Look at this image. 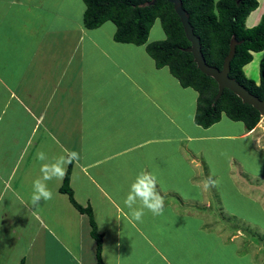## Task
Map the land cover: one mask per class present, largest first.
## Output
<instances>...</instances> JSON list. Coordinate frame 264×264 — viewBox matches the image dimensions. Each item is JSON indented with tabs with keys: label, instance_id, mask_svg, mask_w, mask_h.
Wrapping results in <instances>:
<instances>
[{
	"label": "crops",
	"instance_id": "obj_1",
	"mask_svg": "<svg viewBox=\"0 0 264 264\" xmlns=\"http://www.w3.org/2000/svg\"><path fill=\"white\" fill-rule=\"evenodd\" d=\"M82 1L58 27V0H18V27L0 26V45L21 53L0 58V264L97 263L88 215L60 191L70 164L47 181L51 200L30 203L42 164L73 151L70 185L93 210L105 264H264V116L252 131L226 114L198 125L199 93L147 51L165 31L116 42L111 21L86 28ZM258 2L248 28L264 16ZM15 58L20 71L5 74ZM263 58L244 67L257 83ZM141 172L157 177L164 210L137 222L123 201Z\"/></svg>",
	"mask_w": 264,
	"mask_h": 264
},
{
	"label": "trees",
	"instance_id": "obj_2",
	"mask_svg": "<svg viewBox=\"0 0 264 264\" xmlns=\"http://www.w3.org/2000/svg\"><path fill=\"white\" fill-rule=\"evenodd\" d=\"M86 12L84 25L96 29L107 21L113 22L117 31L116 42L145 45L152 27L160 19L167 39L151 43L147 51L156 61L158 68L168 67L185 88L199 93L195 121L209 128L226 114L233 121L245 124L247 131L258 126L263 116L254 107L245 104L230 90L215 101L219 87L215 79L200 72L192 53L181 18L175 5L168 0H84ZM188 13L195 34L200 37L202 52L208 65L222 69L230 52L232 39L237 41L236 54L231 61L230 77L249 92L264 100V58L260 63V82L248 78L244 67L253 61V53L264 51V16L253 27L246 26L247 16L259 7L258 0H181ZM71 165L60 191L67 194L72 204L89 217L91 235L96 241V264H105L102 256L103 237L99 232L92 208L83 207L74 198L70 185ZM24 264V262H21Z\"/></svg>",
	"mask_w": 264,
	"mask_h": 264
},
{
	"label": "clouds",
	"instance_id": "obj_3",
	"mask_svg": "<svg viewBox=\"0 0 264 264\" xmlns=\"http://www.w3.org/2000/svg\"><path fill=\"white\" fill-rule=\"evenodd\" d=\"M36 159L45 161L47 155L40 151L37 153ZM78 159L79 154L73 151L61 155L54 163L42 164L40 169L42 177L33 181V191L30 198L33 207H39L42 200L48 201L53 198V192L48 188L47 181L62 179L66 172V166ZM123 203L130 210L131 219L137 222H142L145 210L150 211L154 216L162 215L164 200L157 191V177L148 172L138 174Z\"/></svg>",
	"mask_w": 264,
	"mask_h": 264
},
{
	"label": "water",
	"instance_id": "obj_4",
	"mask_svg": "<svg viewBox=\"0 0 264 264\" xmlns=\"http://www.w3.org/2000/svg\"><path fill=\"white\" fill-rule=\"evenodd\" d=\"M168 1L175 5V11L181 18L186 37L191 43V46L187 48V51L192 53L194 61L197 64V67L199 68L200 72L204 73L209 77H212L218 84L219 91L215 101H218L222 97L224 91L227 89L236 94L239 98H241L245 104H248L257 109L261 113V115L264 116V100H260L257 96L252 95L249 90H247L244 86L238 83L235 79L230 77L229 71H231V61L233 60L236 54V47L238 44L236 39H232L230 52L225 58L221 70L208 65L202 52L200 37L195 34L194 28L190 22L189 15L183 9L181 0ZM155 2L156 0H153L151 4H154Z\"/></svg>",
	"mask_w": 264,
	"mask_h": 264
},
{
	"label": "rangeland",
	"instance_id": "obj_5",
	"mask_svg": "<svg viewBox=\"0 0 264 264\" xmlns=\"http://www.w3.org/2000/svg\"><path fill=\"white\" fill-rule=\"evenodd\" d=\"M16 1H18V0H1L0 1V8L2 9V11H8V9H12V10H10L9 12L10 13H7V14H4V15H2V12L0 11V26L1 25H3L4 24V26L1 28V32H2V34H4L3 32H8V28H6V25L8 24V22H12V21H14V25H15V27H18L17 25H16V22H18V23H20L21 22V16H23V10H22V8L20 7V6H18L17 4H16ZM20 1V0H19ZM61 1L62 0H58V2H57V6H60V8L61 9H64V11H63V18H62V20H60L59 22H58V27H61V26H66V25H68L69 23L67 22V18L69 17V15H68V12H71L69 9H67L68 8V6L70 5H73V4H80L81 3V5H82V3H84L82 0L80 1V0H65V2H64V0L62 1V3H61ZM67 1V2H66ZM70 1H72V2H70ZM77 1H79L78 3H77ZM70 2V3H69ZM54 4L56 3V0H55V2H53ZM16 4V5H15ZM83 7H85V4L83 5ZM26 16V15H25ZM2 17H5L4 19H2ZM11 17V18H10ZM16 21V22H15ZM18 29H16V31H17ZM163 32H164V30H163V26H162V22L160 21V19H158L157 21H156V23H155V25L153 26V29L151 30V34H150V36L153 38V39H155V38H158L159 36H162L163 35ZM13 33H15V32H13ZM1 34V33H0ZM5 35V34H4ZM0 42H1V39H0ZM19 46V45H18ZM0 49H1V51H0V58L1 59H3V57L7 60V58L11 55L12 56V54L14 55V52H15V54L17 53V54H21V53H19V50H18V47H9V46H7V44H6V46H4V45H0ZM2 56V57H1ZM10 56V57H11ZM22 57L20 56V59H21ZM18 59L17 58H15V60H14V64L13 65H11V67H9V66H7L6 64H7V62H6V66H5V68H3V69H5V74L8 72V71H10L11 69H13L14 68V70H15V68H16V70H19L20 71V66H19V64H18ZM22 62H23V60H22ZM24 65H25V63H24ZM23 70L25 71V68H23ZM19 73H21V72H19Z\"/></svg>",
	"mask_w": 264,
	"mask_h": 264
}]
</instances>
